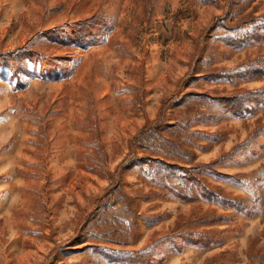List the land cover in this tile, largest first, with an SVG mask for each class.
<instances>
[{"label": "rangeland", "instance_id": "obj_1", "mask_svg": "<svg viewBox=\"0 0 264 264\" xmlns=\"http://www.w3.org/2000/svg\"><path fill=\"white\" fill-rule=\"evenodd\" d=\"M226 10L235 22L259 16L264 0H0V62L17 59L25 66L18 74L0 64V264H121L84 243L68 249L78 221L89 212L90 230L105 234L94 240L131 250L180 225L191 227L207 209L224 211L206 201L168 198L138 167L125 174L124 191L151 193L150 199L135 206L119 192L102 200L95 194L104 192L136 128L177 88L194 53L193 38ZM84 19L102 21L91 24L99 42L79 44L67 36L69 25ZM215 45L218 69L264 56V38L237 49ZM27 48L50 61L27 57ZM197 86L212 92L255 89L264 87V77L202 80ZM89 117L98 135L85 123ZM216 119L193 124L216 135L197 141L196 161H212L245 140L264 124V104L242 117L217 110ZM259 128L262 134L249 149L217 165L240 180L205 172L211 184L246 200L245 212L228 209L232 218L213 225L234 229L211 247L160 246L158 252L172 248L160 264H264V127ZM127 208L140 216L137 232L125 235L117 220L130 222ZM125 239L132 243L122 245Z\"/></svg>", "mask_w": 264, "mask_h": 264}, {"label": "trees", "instance_id": "obj_2", "mask_svg": "<svg viewBox=\"0 0 264 264\" xmlns=\"http://www.w3.org/2000/svg\"><path fill=\"white\" fill-rule=\"evenodd\" d=\"M229 13L226 10L222 14L214 16L210 24L193 38L194 53L187 71L177 81V88L161 99L154 117L147 116L142 125L136 128L128 140V152L109 175V183L104 192L95 194L98 200H102L105 196L119 192L127 204L135 206L139 205L141 198L150 199L151 193L141 197L138 194L124 191L125 174L138 167L143 171L145 177H149L150 184L158 185L168 198L180 199L186 203L206 201L209 204L221 206L224 211L218 212L215 208L207 209L201 214V217L191 221V225H189L191 227L180 225L182 227L178 226L171 233L150 241L145 248L131 250L107 247L101 243L105 241L94 240L93 237L102 238L105 234L97 235L90 230L89 212L78 221L76 234L68 249H71V246L73 248L77 244L84 243L83 248L90 246L93 251L100 254L103 252L110 260L121 264H160L164 261L166 253L172 248L181 250L187 245L211 247L221 244L223 233L234 228H219L213 225L226 222L228 217L232 218L234 213L228 209H235L237 212L247 210L244 198L225 191L220 185L211 184L205 176V172H214L240 180L241 175L222 173L217 169V165L227 158H232L243 150L249 149L253 140L262 134L259 127H264V124L254 129L245 140L237 143L212 161H196L195 153L197 141L201 137L213 138L216 135L194 128V123L216 121L217 110L241 117L255 114L264 104V87L230 92L196 89L202 80L214 81L226 78L229 82L236 83L239 79L250 80L264 77V56L256 63L244 64L235 69H218L214 66L217 56L216 42H224L231 48L237 49L246 42L251 40L260 42L264 38V13L259 16L241 17L236 22L233 21L232 16L234 15ZM99 22L102 21L100 19H84L71 23L72 25H69V29H67L69 32L66 31L67 36L73 37L72 40L79 44H86L90 41L99 42L101 34L93 31L91 26L92 23ZM58 34L57 37H59ZM26 51H28L27 57L35 58L36 62L50 61L47 55L41 51L32 48H27ZM11 54L12 52L9 53L10 56ZM18 61L10 59L8 63L0 62V64L20 74L25 66L21 67ZM62 69L64 68L62 67ZM140 102L138 98L135 101L137 105H135L139 107ZM178 110H183L185 113L178 117L174 116ZM85 120V123L98 135L96 122H93L90 117ZM92 125L93 127H91ZM117 201L118 199H115L113 202ZM127 215L131 217L130 222L117 220L124 225L125 235L131 233L132 229L137 232L136 218L138 219V215L140 216L136 208L135 210L127 208ZM88 238L93 241H88ZM131 238H133L132 234ZM121 243L126 245L132 241L125 239ZM166 244H172L173 247L162 252L157 251L160 246Z\"/></svg>", "mask_w": 264, "mask_h": 264}]
</instances>
